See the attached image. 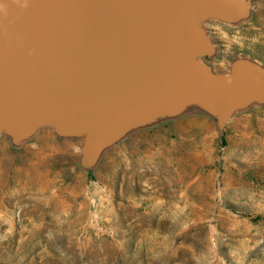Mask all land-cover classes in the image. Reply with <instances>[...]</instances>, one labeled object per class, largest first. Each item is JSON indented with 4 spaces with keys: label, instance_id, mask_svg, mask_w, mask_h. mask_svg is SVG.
I'll return each instance as SVG.
<instances>
[{
    "label": "rangeland",
    "instance_id": "rangeland-1",
    "mask_svg": "<svg viewBox=\"0 0 264 264\" xmlns=\"http://www.w3.org/2000/svg\"><path fill=\"white\" fill-rule=\"evenodd\" d=\"M202 24L206 61L264 68V0ZM84 138L0 136V264H264V105L225 127L198 106L129 133L97 164Z\"/></svg>",
    "mask_w": 264,
    "mask_h": 264
},
{
    "label": "water",
    "instance_id": "water-1",
    "mask_svg": "<svg viewBox=\"0 0 264 264\" xmlns=\"http://www.w3.org/2000/svg\"><path fill=\"white\" fill-rule=\"evenodd\" d=\"M250 12V0H0V136L84 138L90 169L132 131L191 106L223 129L264 105V68L214 71L202 24Z\"/></svg>",
    "mask_w": 264,
    "mask_h": 264
}]
</instances>
